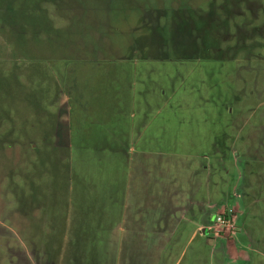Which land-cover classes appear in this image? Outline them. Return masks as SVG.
Returning <instances> with one entry per match:
<instances>
[{"label": "rangeland", "instance_id": "obj_1", "mask_svg": "<svg viewBox=\"0 0 264 264\" xmlns=\"http://www.w3.org/2000/svg\"><path fill=\"white\" fill-rule=\"evenodd\" d=\"M28 1L0 0V264H264V0L230 6L223 60L165 59L159 14L225 0ZM116 209L85 255L51 250Z\"/></svg>", "mask_w": 264, "mask_h": 264}, {"label": "trees", "instance_id": "obj_2", "mask_svg": "<svg viewBox=\"0 0 264 264\" xmlns=\"http://www.w3.org/2000/svg\"><path fill=\"white\" fill-rule=\"evenodd\" d=\"M29 1L34 6L37 0ZM239 1L225 0L222 6L225 18L218 15L215 4H212V8L207 12H197L186 8L173 9L169 11L170 14L167 11L165 13L160 11L159 16H163L166 20L165 25L159 30L163 37V46L169 50L168 54H163L165 59L223 60L233 58L230 54L235 49L223 48V45L235 38L231 29V20L233 15L237 14V9H231L230 6L238 4ZM238 32L237 40L246 42L249 39L241 29ZM255 32L256 29H253L254 35ZM180 37L182 40L177 41L176 39ZM240 50L241 48L237 46L236 52Z\"/></svg>", "mask_w": 264, "mask_h": 264}, {"label": "crops", "instance_id": "obj_3", "mask_svg": "<svg viewBox=\"0 0 264 264\" xmlns=\"http://www.w3.org/2000/svg\"><path fill=\"white\" fill-rule=\"evenodd\" d=\"M84 186V189L86 185ZM94 187L92 186L90 191H93ZM115 191H127L128 188H121L120 187H114ZM140 190V197L141 201H143L142 205L147 207L152 203V199H150L151 194V189L147 186L139 187ZM81 191V190H80ZM114 201L110 199H105L101 198L98 202L99 207H107L109 206V202ZM104 202V203H103ZM108 202V203H107ZM79 206L78 207H84V201L79 200L77 203ZM152 205V204H151ZM90 206V205H89ZM115 204H112V207H114ZM117 207H120V205H116ZM109 215H102L99 217H91V216H83V215H77V216H72L71 218L68 217L66 221H56L54 224L55 226H52L50 230V248L51 250H56L59 247L57 241L61 239V236L64 238V250H68L69 253L63 252V256H68V257H80L85 255L86 253L84 252L85 248L89 246V240L97 239L99 237V234H111L114 233L115 230V225L118 227L121 226V215L118 216L119 211L113 210V211H108ZM146 217V214L143 216ZM137 218L132 222V224L137 221ZM178 219V218H177ZM175 219V220H177ZM133 220V219H132ZM139 221L142 223H146V218L145 221H141V218H139ZM178 221V220H177ZM180 225L187 224L188 227L191 230H194L193 234L196 235V232L199 230V228L195 227L194 223H190L189 221H186L185 219L181 218L180 221H178ZM194 224V225H193ZM198 224V223H197ZM107 228V229H106ZM193 228V229H192ZM106 229V230H105ZM142 232L146 231V227L141 228ZM144 230V231H143ZM172 231V230H171ZM179 231V228L173 227L174 233H177ZM86 244V245H84ZM55 252V251H54ZM57 255V254H56Z\"/></svg>", "mask_w": 264, "mask_h": 264}, {"label": "built area", "instance_id": "obj_4", "mask_svg": "<svg viewBox=\"0 0 264 264\" xmlns=\"http://www.w3.org/2000/svg\"><path fill=\"white\" fill-rule=\"evenodd\" d=\"M217 223L220 224V225H224V226H225L227 222H226L225 219L219 217V218L217 219Z\"/></svg>", "mask_w": 264, "mask_h": 264}]
</instances>
